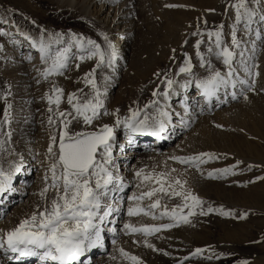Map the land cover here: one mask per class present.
<instances>
[{"label": "rangeland", "instance_id": "1", "mask_svg": "<svg viewBox=\"0 0 264 264\" xmlns=\"http://www.w3.org/2000/svg\"><path fill=\"white\" fill-rule=\"evenodd\" d=\"M110 1L112 2H104L107 10L103 16H96L98 14L93 10L89 16L84 9L69 8L58 0H0V27H10L12 24L14 28L29 36L51 37L52 42L62 40L73 43V36L83 37L96 41L102 49L106 47L107 42L103 39L106 35L113 45V50L119 47L124 53L123 59H117L112 68H96V58L84 61L78 59L74 68L68 67L64 79H58L57 84L53 79L46 91L41 93L42 99L45 97L41 102L47 105L33 108L30 106L32 115L38 122V129L27 133L24 122L26 119L21 120L20 131H17L19 124L13 123V127L7 121L15 110L13 104H16V101L9 103L7 99L9 77L19 70V66L13 62V53H9L11 49L8 41L11 36L7 37L4 31L0 32V140L8 141L5 135L8 132L12 135L10 141L5 144L7 151L0 153V166L9 171V164L16 161L17 151L21 145H26V142L31 143L34 148L38 147L37 143L46 147L50 146L52 135L59 137V122L55 125L48 123L49 116H53V119L55 116L49 112L50 105L46 98L52 95L53 85L62 88L64 97L60 110H70L67 104L69 94L77 93L81 100L86 98L85 94L91 95V89L85 87L83 77L94 68L97 86L106 91L103 99L108 113L119 109V116L123 119L130 115V109L143 108L154 99H161L162 105L179 108L181 95L172 105L168 103L169 100L153 97L152 92L157 89L163 92L165 85L162 81L166 76L174 78L178 83L187 80L186 75H177L186 58L191 59L197 78L208 76V72L200 67L196 56L195 45L198 41H203L200 44V52L205 58L211 59L214 67L222 73L226 72L222 61L209 56L207 52L210 43H214V39L209 41L207 33L221 30L224 44L230 45L231 32L235 25L237 39L241 45L233 50L242 52L243 55H237L234 59L235 87L229 85V88L238 92L240 85L243 90L241 96L231 104L225 105L220 114L212 112L204 115L198 125H190L186 137L179 135L173 139L169 143L171 148L174 147L172 155L163 154L166 149L164 146L159 155L146 153L136 162V171L144 170L145 173L169 172L176 169L171 173L172 177L186 181L185 188L196 195L202 205L195 209V215L188 217V223L173 221L169 217L152 219L151 216L143 214L132 217L130 224L136 227H159L161 224L174 226L149 236L142 233L128 234L129 241H126L124 250L127 249L126 252L131 253L130 255L138 257L141 264H264V28L256 30L254 25H246L243 21L239 25L235 24V9L232 5L237 0ZM247 2L248 7L255 12V20H258L256 24L263 26L264 0ZM110 3L113 13H121L126 20L125 23L119 24V27L124 29L129 26L123 36L116 35L119 32L115 30L116 26L110 20L104 19L109 16L107 4ZM111 33L115 34L114 38L110 37ZM18 53L21 55V52ZM105 77H108L107 81ZM80 89H83V93ZM174 89L176 91L178 86L174 85ZM51 107L55 109L54 104ZM180 109L182 110V106ZM104 124L114 126L115 117L102 115L91 127L84 130H98ZM121 127L123 126L116 129ZM82 128L81 124H74L72 130L79 131ZM119 138L121 139V135ZM180 138L182 141L177 145ZM53 150L55 152L58 148L54 147ZM204 153L210 154L214 159L203 157L207 162L200 164L199 168L173 159ZM226 168L232 169V173L220 175V170ZM209 172L214 173L215 178H210ZM32 175L35 176V173ZM19 182L20 180L13 181V185H18ZM138 189L141 191V188ZM148 203L145 199L141 207H146ZM161 203L171 210L181 205L182 201L178 197H162ZM209 207L214 211L207 215L199 214L201 210L207 211ZM221 209L230 215L220 214L218 210ZM162 210L155 209L153 212L159 217ZM188 211L189 209L184 208L181 215H187ZM145 241L151 243L153 248L147 247ZM109 242L110 240L107 241L108 246ZM197 249L201 250L200 254L194 255ZM99 252L101 250L92 254L95 256ZM115 262L132 264L123 257Z\"/></svg>", "mask_w": 264, "mask_h": 264}, {"label": "snow or ice", "instance_id": "2", "mask_svg": "<svg viewBox=\"0 0 264 264\" xmlns=\"http://www.w3.org/2000/svg\"><path fill=\"white\" fill-rule=\"evenodd\" d=\"M232 7L235 9L236 25L242 21L246 25L251 23L254 12L248 7L247 0H237ZM207 36L210 42L214 39V43H210L207 48L209 56L221 60L227 71L222 73L214 67L211 59L205 58L200 52V44L203 41H198L195 45L196 56L200 61V67L208 72V76L197 78L193 72L191 59L186 58L183 66L179 67L177 75H186L188 79L183 83H178L174 78L166 76L162 81L165 85L163 92L157 89L152 92L153 97L168 101L171 95L176 94L174 85L186 91L194 84L195 88L200 90L201 94L210 102L212 97L217 96L221 88H227L229 85L235 87L233 79L236 73V69L233 67L234 59L237 55L241 57L243 55L242 52L237 53L233 50L240 48L241 45L237 39L235 25L231 32L230 45L224 44L221 30L208 32ZM25 39L30 38L26 36ZM103 39L107 43L106 47L102 49L101 45L94 40L73 36L72 44L62 50H57L54 54L50 51V43L46 44L43 39L39 45L33 42V47L38 46L41 60L47 65L41 75L45 79L52 75H62L63 70L69 66V54L74 46L78 47L81 53H86V55H79L80 61L96 58V68L104 66L112 68L117 60V55L108 37L105 35ZM78 67L79 65H77ZM95 73L96 69L94 68L83 77L85 87L91 89V95L85 94L86 98L83 100L77 93H71L67 96V104L70 106V110H60L64 90L53 85L52 95L48 96L47 99L50 105L48 110L54 114L55 119L53 116H49L48 123L55 125L59 122L60 134L58 138L56 135L50 137L51 144L48 148V155L51 160L48 172L51 175L50 177L45 175V187L40 193L45 204L42 208L37 206L36 211L30 217L22 220L12 231L0 236V250L4 253H14L20 258H36L40 264H84L86 254L92 249L102 246V225L106 218L113 211L118 210L109 205L101 214L102 203L110 191L120 190L124 187L122 180L116 177L113 172L112 157L116 141L115 128L123 126L130 134H147L158 138L167 131V126L172 121V115L165 110V107L169 105H162L161 99H154L145 104L143 108L130 109V115L123 119L119 116V109L113 113H108L103 99L106 91H102L97 86ZM248 74L251 75V72ZM104 79L107 81L108 77ZM241 82L243 83V81ZM79 91L83 93V89ZM233 98H235V94H233ZM53 104L55 109L51 107ZM149 109L153 111L150 112ZM102 115L114 116L115 125L104 124L98 130H84L91 127L93 122ZM74 124H81L83 128L79 131H73ZM5 135L8 137V141L0 140V153L7 151L5 144L11 139L10 132ZM54 147L58 148L55 152ZM205 156L208 157V160L214 159L207 153L187 158L173 157V159L179 163L199 168L200 164L207 162L203 158ZM19 171L20 167L16 163L9 164V171H5L0 166V196L11 191L13 175ZM175 171L176 169L159 173L137 171L135 175L139 183L136 187L141 188V191L138 195L134 194L131 197L135 206L128 207L127 215L134 217L143 214L151 216L152 219L169 217L173 221L188 223V217L196 214L195 209L201 207L202 201L185 188L186 181L172 177L171 173ZM229 173H232V169L226 168L220 170L219 174L223 176ZM208 176L215 178V174L212 172H209ZM50 189L54 195L51 200H48L47 193ZM154 197L155 199H153ZM162 197H178L182 204L168 210L167 206L161 203ZM145 199L149 203L146 207H141V203ZM161 208L163 210L157 217L153 210ZM184 208L189 209L187 215H181ZM213 211L209 207L207 211L201 210L199 214L207 215ZM218 211L224 216L230 215L222 209ZM173 226V224H165L159 227H136L126 223L124 229L126 234L142 233L149 236ZM145 244L147 247L153 248L151 243L145 241ZM200 251L197 249L194 255H199ZM119 252L132 264H141L138 257L130 255L124 249H119ZM9 259L12 257L10 256Z\"/></svg>", "mask_w": 264, "mask_h": 264}, {"label": "bare ground", "instance_id": "3", "mask_svg": "<svg viewBox=\"0 0 264 264\" xmlns=\"http://www.w3.org/2000/svg\"><path fill=\"white\" fill-rule=\"evenodd\" d=\"M105 1L108 3L112 2L110 0H58L60 3H65L69 8H73L75 10L84 9L86 14L89 16L91 10L97 12L98 15L96 16H103L107 10V8H105L106 4H104ZM107 6H109L107 11L109 12V16H105L104 19L107 21L110 20L111 23L116 26L115 30L117 32L119 31L116 35L123 36V34H125V29L129 27H124V29L119 27V24L126 22V20H124V15L121 13H116L117 11L113 13L114 11L111 8V3L107 4ZM117 6H119V4ZM115 8L117 9V7ZM251 10L254 12L253 9ZM255 17L256 16L254 12L251 24L255 26L256 30L263 29L264 25L261 27L258 26L256 24L258 20L256 21ZM97 19L98 18H96V20ZM100 19L101 18L99 17V20ZM2 31H4L5 36H11L10 40L8 41V43H10L9 48L11 49H9V53H13L15 56L13 62L17 63V66H19L17 67L19 70L16 73L14 72L12 77H9L10 84H8L7 88V99L9 100V103H12L13 100L16 101V104H13V109L15 110L12 112L11 118H8L9 120L7 121L11 123V125L13 123L19 124L17 131H20V128H22L21 120L26 119V121H24L26 126L25 131L28 130V132H26L30 133V131L33 129H38V122L32 115L31 107L33 108L39 105L43 106L45 104L42 103V100H44L45 97L42 99L43 95L41 96V93L46 91L47 86L50 85L53 79L55 80L56 84L58 79H64L67 75L66 70L68 69L67 68L66 70H63L62 75H52L45 79L41 73L44 68L47 67V65L41 60V54L39 52L38 46L33 47V42L39 45V42L41 39H43L46 44L50 43V51L53 54L57 50H62L63 48L68 47L70 43L72 44V42L62 40L60 42H52L48 37L29 36L27 33L19 30L18 28H14L12 24H10V27H8V25L0 27V32ZM113 33L110 34L111 38H114L115 36ZM26 36L30 39H25ZM72 51L74 52H71V55L69 54V69L74 68L76 61H78L79 55H86V53H81L79 48L76 46L73 47ZM18 52H21V55ZM114 52L117 55V59H123V50H121L119 47H116ZM72 55L77 58H71ZM15 63L12 65L14 66ZM239 86L237 88L238 92H233L229 86L227 88H221L217 93V96L212 97L210 102L201 94L200 90L195 88V86H190L186 91L178 88L175 91L176 94L170 96L168 103L172 104L173 101L178 100L179 96L181 95L180 106L179 108L177 107L178 109L172 108L171 105L166 107L167 109L165 110L169 111L172 115V121L167 126V131L159 138L147 134L133 135L126 131L123 127L119 129L115 128L116 141L112 157L114 165L113 172L116 177L122 180L124 187L120 190L110 191L107 198L102 203L100 210L101 214L107 209L109 205L118 210L113 211L112 214L106 218L105 223L102 225V246L92 249L90 252H88L86 254V258L84 259V264H116V259L122 257L120 255L119 249H125V243L126 241H129L128 234H126V230L124 229V225L126 223H130L132 218L127 215V209L130 206H135V202L131 199V197L134 194L138 195L140 192V190L136 187L137 177L135 175L137 172L136 162L139 157H142L146 153L152 156L159 155L162 147L164 146L166 149L163 151V154L166 156L172 155L174 147L171 148L172 145L169 146V143L173 139H176L179 135H182L183 138L186 137L188 135L186 134L188 127L190 125H198L200 119L204 115L206 116L212 112L219 114L223 112L222 109L225 105L231 104L233 101L237 100V97L241 96L243 90L240 89ZM194 88L195 91H193ZM233 94H235V98H233ZM181 106L182 110L180 109ZM184 119L186 120V123H184ZM40 135L42 134H39V136ZM120 135L121 139L119 138ZM118 138L120 139L119 142ZM180 139L181 140L178 141L177 145L182 141V138ZM26 143L27 144L24 146L21 145L17 151L15 156L16 161H11V163H16L20 167V171L13 175L11 181V191L0 196V236L12 231L22 220L30 217L31 214L36 211L37 206L42 208L45 204V200L42 199L40 193L45 187V175L47 174L49 177L51 175L48 172L49 161L51 159L48 155L49 146L41 147L42 143H37L38 147L34 148L31 143ZM33 173H35V176L32 175ZM16 180H20L19 184L13 185V181ZM53 195L54 193L50 189L47 193L48 200H51ZM131 237L133 238L132 235ZM108 240H110L109 246L107 245ZM96 250H101V252L94 256L92 253H94ZM10 256L12 259H9ZM112 257H115V259H112ZM186 260L187 258L184 259V261ZM0 264H40V262L36 258H20L17 254L10 252L4 253L2 250H0Z\"/></svg>", "mask_w": 264, "mask_h": 264}]
</instances>
